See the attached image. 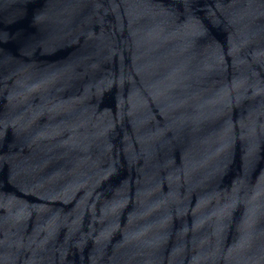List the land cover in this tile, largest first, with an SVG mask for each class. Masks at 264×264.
<instances>
[{
    "label": "water",
    "instance_id": "1",
    "mask_svg": "<svg viewBox=\"0 0 264 264\" xmlns=\"http://www.w3.org/2000/svg\"><path fill=\"white\" fill-rule=\"evenodd\" d=\"M0 264H264V0H0Z\"/></svg>",
    "mask_w": 264,
    "mask_h": 264
}]
</instances>
